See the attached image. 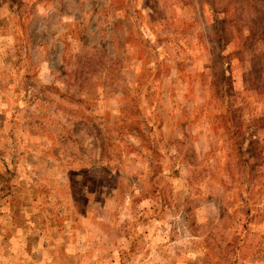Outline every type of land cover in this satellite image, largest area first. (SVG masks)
Wrapping results in <instances>:
<instances>
[{"label":"rangeland","instance_id":"374dc122","mask_svg":"<svg viewBox=\"0 0 264 264\" xmlns=\"http://www.w3.org/2000/svg\"><path fill=\"white\" fill-rule=\"evenodd\" d=\"M0 264H264V0H0Z\"/></svg>","mask_w":264,"mask_h":264}]
</instances>
